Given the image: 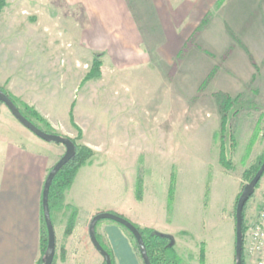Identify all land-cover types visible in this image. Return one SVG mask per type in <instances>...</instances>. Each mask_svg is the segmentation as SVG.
<instances>
[{
	"label": "crops",
	"instance_id": "obj_1",
	"mask_svg": "<svg viewBox=\"0 0 264 264\" xmlns=\"http://www.w3.org/2000/svg\"><path fill=\"white\" fill-rule=\"evenodd\" d=\"M26 1L29 8L20 3L19 10L27 16H15L11 29L16 39L17 32L25 29L35 52L25 56L15 48L7 58L10 60L8 69L0 70V86L18 102L33 107L50 124L51 132L75 138L93 149V155L78 170L102 164L97 155L103 144L94 141L91 134H98L96 125H102L99 109L106 106L100 104V99L111 91L108 84L115 68L147 65L154 55L164 60L176 58L181 54L179 47L186 45L193 35L198 48L190 47L185 53V61L193 60L194 55L203 61L206 53L218 55L229 46L237 47L235 56L230 49L225 58L226 67L235 74L240 73L238 75L244 79L253 68L248 64L249 55L256 60L264 51V8H258L259 0H223L217 7V0H48L47 7L59 8L62 15L61 20L49 22L41 20V4ZM5 2L4 8L12 0ZM131 8H140V21L133 16ZM11 11L17 12L18 8H11ZM68 11L71 17L67 15ZM208 12H211L210 19L194 34ZM253 12H256L255 16ZM221 44L228 46L222 48ZM199 48L203 50L200 53L197 52ZM96 53L101 60L100 75L84 80ZM38 65L40 72L35 69ZM193 69L195 76H203L206 72L201 71L200 66ZM219 73L218 69L212 81L218 80L224 91L233 93L234 89L228 84H220L223 74ZM2 104L5 105L0 102V113L3 110L0 126V264H37L41 256L43 183L50 168L64 153L65 146L40 138L7 106L4 110ZM71 117L81 130L79 138ZM33 120L41 129L47 130L44 123ZM77 173L64 193V204L76 209L71 230L66 232L65 229L70 209L63 208L51 215L55 233L54 264L104 263L88 233L89 221L98 211L114 210L140 226L156 229L155 223L144 222L124 204L92 196L89 189L77 183ZM95 229L111 249L115 264H142L130 238L116 222L103 219L96 223ZM163 233L170 234L176 246V232ZM180 257L182 264H195L189 253L181 252Z\"/></svg>",
	"mask_w": 264,
	"mask_h": 264
},
{
	"label": "rangeland",
	"instance_id": "obj_2",
	"mask_svg": "<svg viewBox=\"0 0 264 264\" xmlns=\"http://www.w3.org/2000/svg\"><path fill=\"white\" fill-rule=\"evenodd\" d=\"M47 1L30 0L32 4H41V20H61L59 8H48ZM20 3L28 6L26 0H12L4 8V0L1 7L0 70L8 69L10 60L7 58L15 48H19L25 56L35 52L25 29L17 32V39L12 34L11 24L15 16H27L20 13ZM258 4V8H264V0H259ZM11 8H18V11L12 13ZM131 10L140 21V8ZM67 15L71 17L69 11ZM221 45L222 48L228 46ZM190 47L198 48L195 36L179 47L182 48L181 54L176 58L164 60L154 55L147 65L115 68L108 84L111 91L100 99V104L106 106L99 109L102 125H96L95 132L99 129L98 134H91L94 141L103 144L99 146L101 152L97 155L102 164L80 168L76 181L98 200L105 198L112 203L124 204L144 222L155 223L157 231L176 232L174 249L179 256L181 252L189 253L195 264H204V260L208 264H234L233 213L238 195L247 183L241 176L245 169L257 164L260 156L264 155L263 128L245 154L255 126L261 128L264 125V51L257 56L260 60L256 57L248 63L253 65L252 78L249 71L242 79L238 75L240 73L230 71L225 62L231 50L233 56L236 55L237 47L233 49L229 46L218 55L206 53L203 61L195 55L193 60L185 61V53ZM202 51L199 48L197 52ZM249 58L252 57L249 55ZM39 66L35 68L38 72ZM196 66L206 72L216 66L215 74L218 69L219 75L223 74L220 84H228L234 89L233 93L224 91L217 78L200 89L206 72L203 76H195L192 69ZM218 90L235 98L228 112L224 141L226 154L234 165L230 169L219 161L220 114L215 96ZM2 108L6 110V105L2 104ZM2 118L3 110L0 126ZM263 200L264 173L252 197L246 202L243 217L246 224L255 221ZM248 232L246 229L244 257L246 264H254V259L247 252Z\"/></svg>",
	"mask_w": 264,
	"mask_h": 264
},
{
	"label": "trees",
	"instance_id": "obj_3",
	"mask_svg": "<svg viewBox=\"0 0 264 264\" xmlns=\"http://www.w3.org/2000/svg\"><path fill=\"white\" fill-rule=\"evenodd\" d=\"M223 0H217L215 6H219L222 3ZM4 5V0H0V9ZM209 16H211V12H208L206 16L200 21V24L194 30L195 32L203 27L208 19ZM193 36V35H192ZM252 60V58H251ZM100 66H101V60L99 58V54H95L92 62L90 64L89 71L86 73L84 76V80L91 78V77H96L100 75ZM216 71V66H214L210 72L205 76V78L201 81L200 83V89L201 87L207 85L209 81L212 79L213 75L215 74ZM0 88L12 99V101L17 105L18 109L20 112L29 120H31L35 125H37L39 128L40 126L33 120V118L36 121L44 123L46 126L48 132H51V126L46 120L31 106L24 102H18L17 98L12 95L10 92L5 90L3 87L0 86ZM215 96L218 99V108H219V114H220V121H219V134H220V139H221V144H220V154H219V161L220 163L227 169L233 168L234 165L232 161L230 160V157L226 154V149H225V136L227 133V127H228V112L233 106L235 98H232L228 93L218 90L215 92ZM71 122L72 124L78 129V138L81 137V130L80 128L74 123L72 117H71ZM263 128V138H264V125L263 127H258V125L255 126L250 140L247 143L246 149H245V154L250 151V148L252 144L254 143L256 136L259 131H262ZM232 136V135H230ZM70 138V137H69ZM71 141L74 144L75 148V153L74 155L56 172L54 175L50 186H49V191H48V206L50 210V215L53 214L54 211L56 210H61L62 208H67L70 209V214L68 216V221H67V227H66V232H69L74 224V220L76 217V209L75 207L71 205L64 204V193L65 191L70 187L72 184L74 177L78 171V168L85 164L88 159L93 155V149L90 148L89 146L85 144H81L77 142V139L75 138H70ZM263 157V154L260 156V159L257 164L250 166L249 168L245 169L242 173V178L246 180L247 182L250 181L252 178L253 174L259 167V164L261 162V159ZM264 173V172H263ZM263 175V174H262ZM262 177V176H261ZM260 181V180H259ZM259 181L256 183L255 188L256 189L259 185ZM140 187H141V182H140ZM254 192V191H253ZM253 193L248 197H252ZM247 199V200H248ZM244 203L243 209H242V264H246L245 262V253L243 251V244H244V237H245V231L246 229H249L251 224H246L244 220V214H245V206L246 202ZM235 209V208H234ZM234 216H235V210H234ZM112 221V220H111ZM41 239H40V248H41V256L37 264H42L43 262V256H44V251L46 248V243H47V230L45 226V222L43 219L42 211H41ZM114 222V221H113ZM118 224V223H117ZM122 230L128 235L130 238L132 245L137 252L138 256L140 257V260L143 263V260L140 256L139 253V247L138 244L131 232L129 230L122 226L121 224H118ZM134 225L138 228L140 231L146 251L148 254V257L150 259L151 264H181V257L178 255L176 250L174 249L173 245V238L170 234L168 233H163L159 232L153 228L149 227H141L138 224L134 223ZM96 237L99 241V243L102 245V247L108 252L110 255L111 259V264H115L114 257L112 254L111 249L107 246V244L104 242V240L101 238V236L96 232ZM203 255V252L201 253ZM203 258V256H201ZM51 264H54V258ZM104 264V263H103Z\"/></svg>",
	"mask_w": 264,
	"mask_h": 264
},
{
	"label": "water",
	"instance_id": "obj_4",
	"mask_svg": "<svg viewBox=\"0 0 264 264\" xmlns=\"http://www.w3.org/2000/svg\"><path fill=\"white\" fill-rule=\"evenodd\" d=\"M0 102L4 103L11 113L28 129H30L34 134L46 141H54L57 143H62L65 146V151L61 157L54 163V165L48 171L46 178L43 183L42 197H41V209L42 215L45 222L47 230V243L44 251L42 264H51L54 258L55 252V233L51 220L50 210L48 206V191L50 183L56 174V172L74 155L75 148L71 139L67 136L58 134L56 132H48L37 125H35L31 120L26 118L18 109L17 105L10 99V97L0 88ZM264 172V155L263 159L253 174L250 181L245 183L238 195L236 205H235V247H234V264H242V209L245 201L253 193L256 183L260 180ZM109 219L122 226L126 227L129 232H131L138 244L139 253L144 264H151L148 257L146 247L142 238V235L134 223L127 219L126 217L112 212V211H98L90 219L88 225V233L90 241L96 248V250L101 254L104 260V264H111L110 255L99 243L96 233L95 226L98 220Z\"/></svg>",
	"mask_w": 264,
	"mask_h": 264
},
{
	"label": "built area",
	"instance_id": "obj_5",
	"mask_svg": "<svg viewBox=\"0 0 264 264\" xmlns=\"http://www.w3.org/2000/svg\"><path fill=\"white\" fill-rule=\"evenodd\" d=\"M248 231L247 252L254 264H264V200Z\"/></svg>",
	"mask_w": 264,
	"mask_h": 264
}]
</instances>
